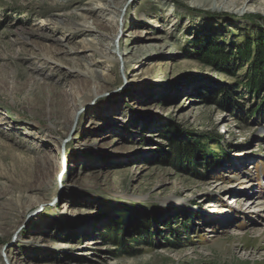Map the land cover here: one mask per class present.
<instances>
[{"label":"rangeland","instance_id":"374dc122","mask_svg":"<svg viewBox=\"0 0 264 264\" xmlns=\"http://www.w3.org/2000/svg\"><path fill=\"white\" fill-rule=\"evenodd\" d=\"M263 29L264 0H0V264H264V116L195 52Z\"/></svg>","mask_w":264,"mask_h":264},{"label":"trees","instance_id":"16d2710c","mask_svg":"<svg viewBox=\"0 0 264 264\" xmlns=\"http://www.w3.org/2000/svg\"><path fill=\"white\" fill-rule=\"evenodd\" d=\"M195 52L201 62L218 70L231 71L232 68L236 70V68L239 69L246 65L244 74L241 75L242 78L238 83L244 88L246 95L255 100V103L250 104L247 109L248 116L255 113L264 116V29L255 31L252 35H246L241 42L227 47V50L223 44H205L198 49L196 48ZM232 90L231 87L221 85L213 90L212 94L215 98L219 96V101L227 104L228 108L229 106L242 108L243 104L234 98L236 91L233 93ZM177 129H179L177 125L171 124L167 130L168 133L174 134L167 137L170 140L168 151L170 159L175 164L186 161L192 167L207 165L214 155L213 151L207 148L205 143H202L199 136L196 135L191 139L189 137L185 140L174 139V136L180 134L176 133ZM220 137L221 135L217 134L215 137L206 138L205 141L213 140L218 143ZM133 213L135 212L133 211L126 216L132 219Z\"/></svg>","mask_w":264,"mask_h":264},{"label":"bare ground","instance_id":"6f19581e","mask_svg":"<svg viewBox=\"0 0 264 264\" xmlns=\"http://www.w3.org/2000/svg\"><path fill=\"white\" fill-rule=\"evenodd\" d=\"M120 11V10H119ZM118 15H120V13H118ZM119 52H120V50H119ZM66 135H67V133H65L64 134V136H63V140H64V137H66ZM62 140V141H63ZM66 145L65 144H63V146H62V144H60V146H59V153H55V152H47L46 154H45V156H47V158H49V159H51V160H58V159H60V157H61V155L64 153V149H63V147L64 148H66L65 147ZM264 183V182H263Z\"/></svg>","mask_w":264,"mask_h":264},{"label":"water","instance_id":"95a60500","mask_svg":"<svg viewBox=\"0 0 264 264\" xmlns=\"http://www.w3.org/2000/svg\"><path fill=\"white\" fill-rule=\"evenodd\" d=\"M68 139V138H67Z\"/></svg>","mask_w":264,"mask_h":264}]
</instances>
